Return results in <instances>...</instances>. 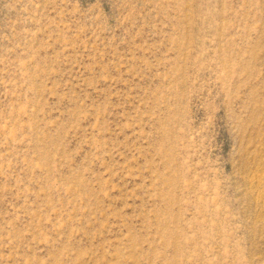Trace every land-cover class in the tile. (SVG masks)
Segmentation results:
<instances>
[{
  "label": "rangeland",
  "instance_id": "374dc122",
  "mask_svg": "<svg viewBox=\"0 0 264 264\" xmlns=\"http://www.w3.org/2000/svg\"><path fill=\"white\" fill-rule=\"evenodd\" d=\"M0 264H264V0H0Z\"/></svg>",
  "mask_w": 264,
  "mask_h": 264
}]
</instances>
